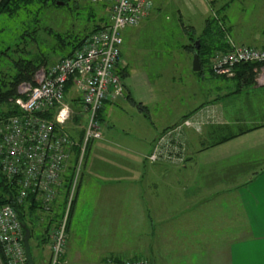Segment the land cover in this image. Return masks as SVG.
Listing matches in <instances>:
<instances>
[{"label": "rangeland", "instance_id": "1", "mask_svg": "<svg viewBox=\"0 0 264 264\" xmlns=\"http://www.w3.org/2000/svg\"><path fill=\"white\" fill-rule=\"evenodd\" d=\"M151 1V16L144 19V23L138 28H128L123 32L119 72L121 70L120 75L127 91L126 97L130 94L131 99L137 103L125 97L108 104L103 120L100 119L102 139L92 141L89 149V154L92 155L107 154L117 158L115 162L109 160L110 167H115L112 170L125 172V175L118 177L116 184L125 193L128 187L130 194H119V207L116 209L97 208L93 223L88 226V230L92 227L93 229L85 239L67 240L68 250L71 248L73 251H80L82 255L81 258H74L73 264H105L104 261L108 264H127V261L136 259L144 264H228L229 244L242 236L240 230L243 223L238 220L235 210L238 200L235 190L248 178L230 177L235 181L234 184H221L219 186L222 188L199 194V200L194 204H190L192 200L188 194L196 187L205 186L208 181L214 183L218 178L222 179L226 168L231 170L234 168L232 166L244 163L246 158L258 163L252 158L255 157L254 153L263 148L259 142L261 136L259 139V135L237 137L203 149L197 144V132L188 131V136L184 135L189 137V140L192 139V149L186 140L188 138L184 136L185 162L181 165L164 163L155 167L146 161L148 166L136 151L142 155L150 149L152 151L161 134L183 123L187 118L195 119L196 113L202 108L208 111V108L213 107L210 110L214 114H217V110L219 115L224 113L229 120L241 118V111H245V117L249 116V112L252 114V110L255 111L259 104L264 108V94L258 88L244 89L239 93L237 88L240 85L233 81L234 77L222 79L212 75L208 63L210 64L211 56L216 54V51L213 52L215 43L228 39L227 42L231 45L232 41L222 31L217 34L218 41H215L212 39L216 35L212 32L213 29L206 30L208 21L213 28L218 27L217 14L226 9L224 13L230 14V20L241 25V29L247 33L245 36L251 37L257 33L263 36L264 0H213V3L212 0ZM74 2H69L65 8L40 11L41 32L37 35V42H31L27 49L25 48L26 51L31 52L34 57L47 56L51 64L58 62L64 53L56 37L48 33L50 29L64 38L67 35L75 38L83 36L86 30L93 29L94 25L100 22V18L109 21L110 10L105 3ZM91 10L96 14L92 19ZM27 14L29 15H22L21 19L18 17V20H9L5 24L0 22V52L19 43L23 20L34 27L35 14ZM197 41H200L203 47V69L199 72L194 71ZM7 53L10 54L9 51ZM8 62L6 54H1L0 67ZM4 71L7 72L6 69ZM259 72L260 70H257V74ZM262 119L260 113H253L254 123ZM84 125L85 118L82 117L80 124L75 120L71 121L69 130L80 132ZM155 137L157 138L154 141ZM192 155L193 161L190 162L189 157ZM238 158L241 161L238 162ZM184 164H187V167H183ZM258 168L259 166H254L252 171ZM159 169L169 174L159 177L157 194H161V198L166 201L185 202L182 205L175 204V219L168 220L164 226L160 224L161 220H158L164 218H159L157 213L164 212L165 209L161 205L158 211L150 207L149 214L146 207H143L144 202L139 204L134 201L133 191L135 186L142 189L144 178H141V175L143 176L144 172H156ZM138 174L140 178L137 177ZM132 175L135 177H129ZM125 202L126 204H123ZM194 206L195 213L189 214ZM100 210L106 212L105 216L99 215ZM130 212L134 218L132 224L127 216ZM146 212L152 214L153 219L149 220V224ZM43 214L38 210L36 212L41 218L36 221L38 229L31 238L30 246L35 260L38 252L36 247L41 249L39 258L46 264L48 254L42 234L47 221ZM34 220L33 216L28 218V226ZM152 231L156 235L152 236ZM109 248L117 249V258L108 256L111 254L108 252Z\"/></svg>", "mask_w": 264, "mask_h": 264}, {"label": "built area", "instance_id": "2", "mask_svg": "<svg viewBox=\"0 0 264 264\" xmlns=\"http://www.w3.org/2000/svg\"><path fill=\"white\" fill-rule=\"evenodd\" d=\"M90 4L105 3L110 10L108 25L87 38L80 49L35 75L34 84L23 83L14 101L20 115L0 120V155L4 158L8 175L19 178L20 200L29 193L36 194L46 208L66 193L65 180L69 175L72 147L75 142L65 132L74 108L67 84L72 81L79 95L77 107L85 118L84 137L75 169L72 187L66 194L65 214L52 234L53 257L51 264L59 263L67 242V224L75 199L80 175L85 162L87 146L102 139L99 111L107 101L126 97V87L118 68L121 65L123 32L134 28L147 18L152 10L151 0H74ZM245 64L260 66L259 79L264 78V47L234 45L224 52H216L209 69L217 77L233 78L237 67ZM68 97V99H67ZM54 112L52 119L39 117L38 113ZM202 123L187 118L183 123L166 130L147 155L148 163L183 164L184 134L200 132ZM25 233L21 221L10 205L0 207V243L6 264H28Z\"/></svg>", "mask_w": 264, "mask_h": 264}, {"label": "crops", "instance_id": "3", "mask_svg": "<svg viewBox=\"0 0 264 264\" xmlns=\"http://www.w3.org/2000/svg\"><path fill=\"white\" fill-rule=\"evenodd\" d=\"M225 11L226 9H224V12ZM224 12H220V13L218 12L217 16H219L220 18L219 26L222 27V29L224 30L223 32H225L226 37H228L234 44L239 46L245 45V46H254L258 48L264 47V34L263 36L261 35L259 36L258 33L252 35L251 37L245 36V34L247 33L246 31H243L241 29V25H239L237 21L230 20V14L227 15ZM151 13L152 12H150L147 18L151 16ZM147 18H145V20ZM145 20H143L141 24L144 23ZM139 26L134 27L133 29L138 28ZM212 32L214 33V35L216 34L215 31ZM217 36L218 35L216 34L215 37L212 39L218 41ZM227 41L223 42L221 40L220 42L218 41V43L216 42L215 43L216 47H219L216 49L218 51L219 50L227 51L230 47V44ZM263 80L264 79L260 80L258 77L256 79L257 84L255 88H258L259 91L264 94ZM78 96L79 95L77 94V92L72 89L70 93L71 99L73 100L77 99ZM111 102L114 101H107L105 103L103 108L104 111L102 112V120L106 106ZM134 102L137 103L136 101ZM255 103L258 105L259 102L256 100ZM79 105H80V100L75 101V106L78 107ZM141 105L143 106V103H141ZM212 108L213 107L208 108L209 109L208 111L207 109L202 108L195 115V119L202 123L201 133L199 132L196 134L197 135L196 140L199 147H201V141L203 137L202 134H204V130L207 128V126L223 125L229 123V119L224 116V113L222 114L221 112L220 114L222 115H219L218 111L216 110L217 114H214L213 111L210 110ZM243 112L245 111H241L240 115L244 118L245 115H243ZM254 112L260 113L263 116V119L257 121L256 123L259 122L260 124L264 122L263 106H260L259 104V107L255 108V111L252 110V119ZM186 135L188 136V133H186ZM250 135H255V136L259 135L258 139L260 138V136L262 137L259 139V142L263 146V148L257 151L256 153H254L255 157L252 158L253 160H257L258 163H256L255 161L253 162L252 160L246 158L244 160L245 161L244 163L241 164L238 163L237 165L232 166L234 167L233 169L228 170V168H226L225 174L221 176L223 177L222 179L218 178L214 183L208 181L205 186L199 188L196 187L194 190H192L191 194H188L190 200H192L190 201V204L191 203L194 204L196 203V201L199 200V194L201 195L207 194L212 190H214L215 188L229 185L231 183L234 184L235 181L233 179L231 180L230 177L241 176L242 178H248V179H244L242 183L239 184V186L235 190L238 195V200L235 206V210L237 211L236 214H238V220L243 223V227L240 230L242 236L237 240L232 241L229 244L230 246L228 248V256H229L228 264H264V127L257 128L254 131L239 136L238 138H245L246 136L249 137ZM157 137H155L154 141L156 140ZM187 138L188 139L186 140L190 143V149H192V145H191L192 139L189 140L190 138L189 137ZM258 139L256 140L257 143H258ZM150 151L148 153H143V155L142 153L137 151L136 153L137 155L142 156L144 158V163L146 164L147 163L146 157L150 153ZM192 157L193 155L189 157L190 162L193 161ZM116 159L117 158L112 155L111 156L107 154L92 155L88 153V156L86 157L83 165L82 173L80 175L79 185L75 196V204H74L73 212L71 214V218L69 220L70 221L69 227L67 229L68 240L71 238L72 241L73 239L79 241V239L80 240L85 239L86 236L90 235V230H92L93 227L90 230H88V226L93 223V218L97 208L104 210V209H116L119 207V203H118L120 196L119 194L125 193V191L120 186L118 187L116 183L118 181V177H123L122 175H125V172L112 170L115 169V167L113 168L110 167L111 163L109 162V160L115 162ZM239 161L241 160L238 158V162ZM187 164H184L183 167H187L186 166ZM161 165L162 164H157L153 166L159 167ZM254 166L256 167L259 166V168L254 169V171H252ZM165 174H169V172L164 170L161 171L160 169L156 172H154L153 170H147L146 172H144L143 176L141 175V178L142 177L144 178V181H142L143 190L141 189V187L135 186V188H133V191H135L134 201H137L139 204L144 202L143 207H146V210L149 214H150V207H153V209H156L158 211L161 205L162 208L165 209L164 212L159 211L157 213V216L159 218H164V219H158L161 220L160 224L162 226H164L168 220L172 221L175 219V215L177 213V207L175 204L179 203L178 205H182L185 203L178 201H177L178 203L174 201H166L161 198V194L160 195L157 194L158 191L157 187L159 186L158 185L159 177H163L165 176ZM129 177L134 178L135 176L132 175ZM137 177L140 178L139 174L137 175ZM110 183L112 184L110 185ZM125 194H130V189L128 187H126ZM65 202H66V194L62 192L61 196L57 198V200L53 203V206H51V208L50 207L47 208V211L44 213L45 214L44 219H46L47 224L45 229L43 230L42 241L45 244V250L47 251L48 254L46 264H49V260H50V251L48 244L54 230L59 227L60 222L64 217L65 209L63 208V206ZM123 204H126V202ZM193 208L190 209L189 214L195 213L196 206H194ZM147 212H146L148 216L147 222L149 224V220L150 219L152 220L153 218H152V214L149 215ZM105 214L106 212L104 211H101L99 213L100 216H105ZM127 216L129 217L130 223L132 224L134 219L132 213L130 212L129 214H127ZM178 220H180V218ZM35 229H38L37 225ZM148 231L150 233V230ZM151 234L152 236L156 235L154 231H152ZM158 236L159 234L157 233V238ZM36 248H38V252H37V260L34 259L35 264H41V263L43 264V262H41L39 258L40 257L39 252H41L40 251L41 249H39L38 246ZM108 250H109L108 252H111V254H109L108 256L118 257L117 249L109 248ZM65 253L66 254H65L64 264H73L74 258L82 257L80 251H73L71 248H69L68 250V246L66 248ZM104 262L105 264H108L107 261Z\"/></svg>", "mask_w": 264, "mask_h": 264}, {"label": "trees", "instance_id": "4", "mask_svg": "<svg viewBox=\"0 0 264 264\" xmlns=\"http://www.w3.org/2000/svg\"><path fill=\"white\" fill-rule=\"evenodd\" d=\"M59 2L60 3L62 2L63 4L59 5L58 4ZM69 2L75 3L73 0H0V22H3L4 24L8 22L9 20H15V19L18 20V17H20L21 19L22 15H25V14L29 15L27 14L28 12L35 14V17H36L34 18V21H35L34 27L30 25L28 21L23 20L22 27H21L22 33L20 35V38L18 39L19 43L14 46H8L2 52H0V55L6 54V57L9 58V62L3 65L2 67H0V120H5V119H8L9 117L20 115V111L14 104L15 99L19 97V93H18L19 86L23 83L34 84V78H35L36 73L41 68H46L54 64V63L51 64L47 56L44 58L34 57L32 56L31 52L26 51L27 46L31 42H37V35L39 34V31L41 30L40 23L42 21V18H40L39 16L40 11L42 9L49 10V8L51 9L65 8L66 6L69 5ZM211 3H213V0L211 1ZM95 16H96L95 12L91 10L90 19L94 18ZM216 20L218 21V27L213 28L210 21H208L207 22L208 26L206 30L213 29V31H215L216 34H218L220 31L223 32L224 30L222 29V27L219 26L220 25L219 16H217ZM108 23L109 21L105 20V18H100V22L96 23L93 29L86 30V33L83 36H80V37L77 36L75 38H71L70 35H67L64 38V36H62L59 33L54 32L52 29H50L48 33L53 34L54 37H56V39L59 41V46L64 53V56H62L61 58L62 60L66 57L73 55L75 51H77L78 49L82 47V45L84 44L87 38H89L92 34L104 29L108 25ZM209 46H211V44H209ZM202 48L203 47H201L200 45V49L198 51L199 60L201 64V71L203 69V63L201 59ZM214 48L215 49L213 48L212 49L213 51L216 50V52L226 51V50L217 51L216 48H219V47H216V45L214 46ZM7 50L10 52V54L7 53L8 52ZM259 68L260 66L254 65V64H248V65L245 64V65H241L237 67L236 74L233 78V81L234 82L236 81L237 83H239L240 86L239 88H237V91L239 93H241L244 89L246 90V89L255 88L257 84L256 78L258 76L257 70ZM4 69H6L7 72H5ZM118 73L121 74V70L119 72V68H118ZM214 77H217V76H214ZM218 78L226 79L225 77H218ZM72 88H73V84H72V81H70L66 87V96L69 95ZM69 98L71 99V97ZM126 98L127 100L131 99L130 94H127ZM77 100L79 99H74V100L71 99L67 101H69L71 106L75 109L71 121L73 122L75 120L77 124H80L82 121V115L80 111L78 110V108L75 106V101ZM132 102L135 103L134 100H132ZM103 111L104 109H101L99 111V114H98L99 121L102 118ZM248 115L249 116L244 117V118L241 116V118L237 117L236 119L235 118L231 119L229 120L228 124L207 126V128L204 130V134H202L203 137L201 141V148L206 149V148L214 147L224 142L230 141L234 138H237L241 135L254 131L257 128L264 127V122L260 124L259 122L254 123L252 119V114L249 112ZM38 116L43 117V118L52 119L54 117V112L49 111L48 113H45V114L38 113ZM246 121L249 124L246 123ZM69 123L67 124L65 128V132H67L70 135V138L75 142V145L72 147V158L73 159L71 158V161H70L71 165L69 167V175L66 177V180H65V189H66L65 194H68L72 187V182H73V178L75 175V169H76L78 158L80 155V148H81V144L83 142V137H84V129L80 132H78L77 130L70 131ZM233 129H236V131H234ZM185 137L187 138V136ZM91 143L92 141L87 146L85 159L88 156ZM188 144L190 147V143ZM157 164H164V163H157ZM157 164H154V165H157ZM4 167H5L4 158L2 155H0V207L5 206V205L12 206L15 209L21 221L23 232L25 233L27 229L30 230L31 238H32L35 235V230H36L35 223H37L36 221L38 218H41L40 216L36 215V212L38 210L39 212L45 213L47 211V208L41 200L38 201L36 199L37 195L31 192L29 193V195L27 196L25 200L21 201L20 193H21L22 186L19 182V178L17 176L12 177L8 175ZM65 203L63 206L64 209L66 206ZM74 204H75V199L73 200V203L71 206L69 220L73 212ZM51 206H53V204ZM43 215H44L43 217L45 218V214ZM31 216H33V219L35 220L32 221L31 224H29L28 226L27 223L29 222H27V220L28 218H31ZM68 227L69 225L67 224L66 229H68ZM55 231L56 229L54 230V232ZM67 240H68V233H67ZM48 246H49V251H50L49 264H51L52 257H53L52 237L50 238ZM66 248H67V244L65 245L63 253H61V255L59 256V263L57 264H64ZM2 252H3L2 246L0 243V264H6V260L4 259V255ZM113 258H117V257H113ZM127 264H144V262L143 261L141 262V260L136 259V260L127 261Z\"/></svg>", "mask_w": 264, "mask_h": 264}, {"label": "water", "instance_id": "5", "mask_svg": "<svg viewBox=\"0 0 264 264\" xmlns=\"http://www.w3.org/2000/svg\"><path fill=\"white\" fill-rule=\"evenodd\" d=\"M58 4L60 5V4H63V3L59 2ZM199 49H200V41H197L195 43L196 52L194 53V71L195 72L201 71V64H200L199 54H198ZM30 239H31V232H30V230L27 229L25 231V238H24L26 256H27V259H28V264H35V262L33 260V257H32V253H31Z\"/></svg>", "mask_w": 264, "mask_h": 264}]
</instances>
